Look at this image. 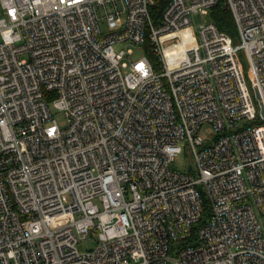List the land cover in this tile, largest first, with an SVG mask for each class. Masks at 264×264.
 <instances>
[{
	"label": "built area",
	"instance_id": "obj_1",
	"mask_svg": "<svg viewBox=\"0 0 264 264\" xmlns=\"http://www.w3.org/2000/svg\"><path fill=\"white\" fill-rule=\"evenodd\" d=\"M218 1L0 0V264H264V0Z\"/></svg>",
	"mask_w": 264,
	"mask_h": 264
},
{
	"label": "rangeland",
	"instance_id": "obj_2",
	"mask_svg": "<svg viewBox=\"0 0 264 264\" xmlns=\"http://www.w3.org/2000/svg\"><path fill=\"white\" fill-rule=\"evenodd\" d=\"M0 16H1V12H0ZM207 18L206 17H202L199 14L193 15L191 17V22L192 25L194 26V28H198L199 25H201L204 22H207ZM101 29L104 30L105 26L101 25ZM129 44L121 42V43H116L113 45V50L115 52H119L120 50L126 49L128 48ZM142 54V52H137L134 56L133 59L138 58L140 55ZM239 61L241 64V72H242V76L243 79L245 81V83L249 86V64L247 61V58L245 56V54L243 52H241L239 54ZM50 109L52 111L53 116L55 117V119L57 120L58 124L60 126H63L65 124V117L62 113L56 112L53 110V108L50 106ZM213 129L209 126V125H204L202 126L201 130H200V135L203 138H208L210 136L213 135ZM187 156L186 154L183 152L182 154H180L178 156V158L175 160L174 162V167L178 170H184L186 168L187 165ZM258 220L260 222V224H264V217L258 216ZM96 235H92V236H88L85 240L82 241L80 247L85 250V249H92L95 247L96 243Z\"/></svg>",
	"mask_w": 264,
	"mask_h": 264
},
{
	"label": "trees",
	"instance_id": "obj_3",
	"mask_svg": "<svg viewBox=\"0 0 264 264\" xmlns=\"http://www.w3.org/2000/svg\"><path fill=\"white\" fill-rule=\"evenodd\" d=\"M156 4L154 6V19L157 20L169 2V0H155ZM209 19L217 26V28L226 33L231 37V39L235 42L236 40V30L233 22L232 15L230 11L224 6L222 0H219L218 3L210 10ZM146 55L152 63L153 67H157V59L156 56L150 51L149 46L145 45ZM207 217H209V210L207 205H205L204 213L202 216L203 222ZM200 222V223H201ZM198 226L195 227L197 229Z\"/></svg>",
	"mask_w": 264,
	"mask_h": 264
}]
</instances>
